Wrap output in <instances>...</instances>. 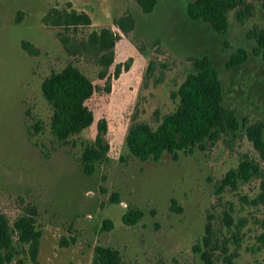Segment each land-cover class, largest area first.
Segmentation results:
<instances>
[{
	"label": "rangeland",
	"instance_id": "374dc122",
	"mask_svg": "<svg viewBox=\"0 0 264 264\" xmlns=\"http://www.w3.org/2000/svg\"><path fill=\"white\" fill-rule=\"evenodd\" d=\"M189 1L158 0L153 12L143 13L137 0H0V212L11 226L35 212L39 264H93L97 245L118 250L123 264H203L195 247L208 224L216 264H226L227 254L234 264H264V162L260 177L221 189L243 158L261 160L244 129H229L177 158L165 153L141 161L126 143L133 124L156 128L176 110V92L202 56L221 73L225 106L240 122L264 125V59L251 37L264 27V0H242L231 10L226 35L191 20ZM71 8L88 13L92 24L65 30L44 23L52 9ZM127 14L135 23L123 32L116 20ZM103 28L118 35L106 70L102 55L85 48L88 36ZM24 42L36 52L25 50ZM240 49L247 61L228 68ZM68 64L96 86L87 101L94 123L61 142L42 83ZM102 120L110 148L87 175L80 157L96 141ZM129 207L144 212L133 226L122 220ZM105 220L113 228L101 232ZM14 240L20 253L8 264H34Z\"/></svg>",
	"mask_w": 264,
	"mask_h": 264
},
{
	"label": "trees",
	"instance_id": "16d2710c",
	"mask_svg": "<svg viewBox=\"0 0 264 264\" xmlns=\"http://www.w3.org/2000/svg\"><path fill=\"white\" fill-rule=\"evenodd\" d=\"M143 13L155 10L158 0H137ZM242 0H190L187 3V15L193 21H202L211 26L218 34L226 35L229 28L228 14L240 6ZM72 7L71 4H69ZM48 26L77 29L80 26H90L91 16L76 9H52L44 17ZM135 20L131 14L116 20V25L128 32L134 27ZM65 43L67 38L60 35ZM256 41L255 51L264 59V27L252 32L251 36ZM118 35L110 28L93 31L85 42V48H90L102 55L105 70L109 68L114 59V47ZM22 47L30 53H35L32 45L22 43ZM248 59L244 49L232 54L227 62L228 68L242 65ZM194 71L191 72L176 92L179 102L176 110L163 116L160 124L153 128L147 123L138 122L131 126L126 137L130 153L140 159L159 160L165 153L177 158L179 152L191 150L202 146L204 142L217 141L229 129H244L248 139L257 151L260 161L254 158H243L238 167L231 169L222 180L221 189L227 186L236 188L239 182H249L260 177L263 172L264 162V125L251 123L247 119L242 122L236 113L225 106L223 83L221 73L209 56H202L193 60ZM106 76L105 71L101 74ZM96 92L94 83L76 66L68 64L60 72H53L42 83V93L52 107L51 128L56 138L66 142L72 135L79 134L94 123V114L88 107L87 101ZM98 135L94 144L86 146L80 157L85 174L92 175L97 164L102 161L109 151L110 146L105 140L107 125L105 120L99 122ZM262 193L259 196L264 201V182ZM118 203V195L113 197ZM34 211L24 213L11 226L6 214L0 212V264L13 262L19 256L18 243L24 247L32 262L39 264L38 254L41 230L37 227ZM228 225H231V217ZM144 217L140 209L129 207L123 215L126 225H136ZM112 221L105 220L101 232L111 230ZM212 227L208 224L201 245L195 250L201 254L203 264H216L212 244ZM226 251V250H225ZM233 255L227 254L226 264H234ZM21 262V261H20ZM93 264H123L118 250L109 246L97 245L94 249Z\"/></svg>",
	"mask_w": 264,
	"mask_h": 264
}]
</instances>
